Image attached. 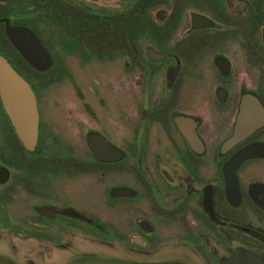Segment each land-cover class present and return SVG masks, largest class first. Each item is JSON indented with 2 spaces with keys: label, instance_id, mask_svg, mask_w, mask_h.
<instances>
[{
  "label": "flooded vegetation",
  "instance_id": "1",
  "mask_svg": "<svg viewBox=\"0 0 264 264\" xmlns=\"http://www.w3.org/2000/svg\"><path fill=\"white\" fill-rule=\"evenodd\" d=\"M68 1L70 22L35 0L37 33L4 15L0 24L4 33L9 23L35 34L49 66L37 69L22 59L35 79L51 72L52 84L73 77L67 66L54 67L43 22L60 29L67 57L75 53L86 66L127 56L128 104L124 112L118 108L116 76L118 99L114 93L110 106L101 100L98 114L87 84L85 112L99 124L80 133L78 156L75 133L46 124L41 109L34 149H27L0 100L7 126L0 134V264L81 258L233 264L236 256L240 264H264V0H184L166 17L160 13V23L150 18L143 34L138 0L114 12L85 7L86 14ZM84 20L93 29L86 40L72 26ZM16 71L39 108L46 84L36 85L25 67ZM92 82L105 90L101 78ZM123 123L129 134H122ZM232 134L244 135L224 147ZM240 151L247 157L228 170V181L227 163Z\"/></svg>",
  "mask_w": 264,
  "mask_h": 264
},
{
  "label": "rangeland",
  "instance_id": "2",
  "mask_svg": "<svg viewBox=\"0 0 264 264\" xmlns=\"http://www.w3.org/2000/svg\"><path fill=\"white\" fill-rule=\"evenodd\" d=\"M8 0H1L2 5H7ZM79 2L76 10H79L80 12L87 13V9L85 7H88L95 11H101L106 10L108 12H114L115 10L121 8L122 6L126 4L125 0H76ZM26 2V1H25ZM38 2V0H37ZM36 2V3H37ZM39 2H42V6L46 8L48 12L51 11V8L58 9V12L61 13V15L64 17V20L66 22H70V12H69V6L71 5L70 1L68 0H39ZM182 3H184V0H138L137 8H144L146 12L149 14L150 18L154 19L155 23H160V13L166 17L167 11H172L176 8H178ZM24 7L23 9H26L31 14L29 16L30 20H33L35 17V0L31 2L23 3ZM151 4V5H150ZM154 6V7H153ZM122 7V9H123ZM125 8V7H124ZM45 10V9H44ZM125 13L122 14V16ZM2 16L3 13H0ZM161 15V18L162 16ZM81 17V16H80ZM48 21V19L46 20ZM13 23H16L17 20H13ZM73 30L77 33L78 38H81L82 40H86L88 35H92L93 29L92 26L88 23L87 20L80 21L79 23H72ZM121 25H117V32L121 28ZM59 28H56L52 25L45 24L43 22V32L42 36L45 40L47 47L49 51L55 56L56 63L54 64V67L60 66V64H63L67 66L69 71L72 74L73 80L70 79H62L57 82V84H52L51 82V72L43 74L40 78L35 79L33 75L35 73L32 72V68L25 63L24 66L22 65L21 61H19L16 57H14L11 54L10 48L7 49L8 53L11 56V59L13 60L14 64L19 68L23 69L25 67L28 72L25 71V73L32 78V80L36 83V85H39V82H43L46 84L45 88H41L40 90V107H37V112L39 115V109L43 111L42 119L46 124L55 125L60 130L63 131H71L72 133H75L72 135V139L74 142V147L77 152H79L78 156L82 152V131H84L85 127L89 124L90 126H97L99 119L93 118V115L91 113V116L88 118L85 109V87H87V84H90L94 91L90 94L91 99V108L93 110H97L98 114H100L99 110V104L103 102L101 100H106V106H110V101L117 98L118 91H114V77L121 78L120 81V98L121 102H119L120 107L118 108L123 111V107H126V104H128V101H125L126 99H129L128 93L129 91V84L131 82L130 80V68L128 67L129 58L127 56H122L118 60V62L108 64V63H96V62H90L89 65H85V62L83 59H81L77 54L70 53V57H67V54L61 49L59 46V38L57 37V34H60L58 31ZM3 31L4 26L0 24V38L3 37ZM119 33V32H118ZM121 33V31H120ZM146 36V35H145ZM146 40L143 38L138 42L139 50H144L146 45ZM126 57V59H124ZM121 69L120 77L117 75V71ZM105 72L106 75L111 76L110 78H107L105 76H101L99 73ZM97 77L98 79L101 78L104 83H106L105 90L101 91L100 88H96L94 86V82H92V78ZM106 78V79H105ZM116 88V87H115ZM115 93V98L113 97V94ZM101 105V104H100ZM54 106L57 107L56 112H53ZM53 112V116H52ZM94 119V120H93ZM121 130H124L122 134H129V124L123 123ZM7 131V126L4 120L0 121V134H3ZM8 240H12L11 236H7ZM7 238L4 240L7 242ZM17 243V242H16ZM3 253L11 254L10 249L7 247H4L2 250Z\"/></svg>",
  "mask_w": 264,
  "mask_h": 264
},
{
  "label": "water",
  "instance_id": "3",
  "mask_svg": "<svg viewBox=\"0 0 264 264\" xmlns=\"http://www.w3.org/2000/svg\"><path fill=\"white\" fill-rule=\"evenodd\" d=\"M5 34L9 42L31 66L44 69L51 59L44 46L35 34L25 26L5 25ZM0 100L11 125L21 139L23 145L33 150L38 131V112L36 100L28 82L13 68L7 58L0 53ZM244 134H232L224 143V147L239 141ZM247 157L245 151H240L227 163V179L230 180L229 169L233 170ZM234 258L233 264L237 263ZM72 264H140L117 259L81 258ZM143 264H179L175 262L143 263Z\"/></svg>",
  "mask_w": 264,
  "mask_h": 264
},
{
  "label": "trees",
  "instance_id": "4",
  "mask_svg": "<svg viewBox=\"0 0 264 264\" xmlns=\"http://www.w3.org/2000/svg\"><path fill=\"white\" fill-rule=\"evenodd\" d=\"M29 2L30 0H8L7 5H4L2 7V10H0V13H3L4 16H7L10 20H17V22L23 21L24 25L28 26L33 32L37 33V27L35 26V17L33 20H30V12L26 9H23L24 4L26 2ZM140 1V0H139ZM33 2V0H31ZM138 30L140 34H143L146 28L149 26V20L150 16L146 12L145 7L138 9ZM97 28V27H95ZM11 50V54L16 57L19 61H21L22 65L25 64L24 60L20 56V54L17 52V50L13 47V45L9 42L7 39L4 31H3V37L0 38V53L3 54L7 60L12 64V66L16 70H20L11 59L10 54L8 53L7 49Z\"/></svg>",
  "mask_w": 264,
  "mask_h": 264
}]
</instances>
